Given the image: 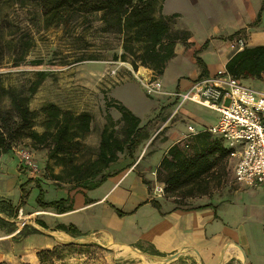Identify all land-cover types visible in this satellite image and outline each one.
<instances>
[{
    "label": "crops",
    "instance_id": "crops-1",
    "mask_svg": "<svg viewBox=\"0 0 264 264\" xmlns=\"http://www.w3.org/2000/svg\"><path fill=\"white\" fill-rule=\"evenodd\" d=\"M261 2L259 0L253 10L255 16L251 20L263 8L260 22L253 25L252 33L251 21H248L233 25L231 33L225 32L219 38L208 35L207 40L213 39H209L208 45L198 52L207 75L224 71L226 61L236 52L224 39L228 35L243 29L240 35L244 39V47L264 45V5ZM163 4L164 0L163 14H178L176 11L164 12ZM174 28L178 29L176 25ZM218 31L215 28L214 32ZM191 39L194 42L191 48L181 44L175 46V56L169 60L163 74L158 76L164 92H173L171 86H175L176 91H185L180 90L182 82L189 85L199 78L201 67L195 62L193 54L204 41L195 45L192 34ZM185 56L191 62L190 68H186L189 73L181 67ZM140 69L150 72L143 67ZM128 70H131L130 66ZM254 80H245L244 84L264 92L249 84ZM257 80L264 82V76ZM159 96L162 110L147 114L145 120L135 114L142 123L151 118L155 119V123L162 122L159 129L162 130L155 140L151 144H148L149 141L143 144L133 158L120 155L106 169V173L111 175L98 187L87 190L85 195H74L73 209L69 211L60 212L53 206L40 207L38 204L30 207L23 205L27 185H35L44 177L41 174L36 176L21 161L24 150L16 151L18 159L13 175L18 178L22 172L28 171V181L18 191L20 201L14 202L8 192L2 190L7 178L0 177V264H39L37 253L40 250L69 243L80 246L55 264H264V186L239 185L232 173L231 187L218 193L213 192L215 188L208 195L187 198L184 206L176 207L173 200L154 196L156 168L168 147L187 135V125H193L198 131L211 125L204 116L199 117L183 107L176 114L177 119L170 123L166 107L175 100L167 95ZM215 113L214 122L218 116ZM193 120H197L201 127H196L191 122ZM30 150L33 152H24L29 154L33 164L37 161L46 165L44 149ZM38 151H43V154ZM143 179L149 181L150 187ZM50 183L55 184L53 180ZM62 185L59 199L51 201L67 197V186ZM151 200L158 202L159 207L153 206ZM3 202H9L11 208ZM19 207H22L25 217L22 221L16 220ZM57 225H73L76 234L56 229ZM81 236L90 240H79ZM93 249L100 250L98 259L92 255Z\"/></svg>",
    "mask_w": 264,
    "mask_h": 264
},
{
    "label": "trees",
    "instance_id": "trees-1",
    "mask_svg": "<svg viewBox=\"0 0 264 264\" xmlns=\"http://www.w3.org/2000/svg\"><path fill=\"white\" fill-rule=\"evenodd\" d=\"M6 2L24 5L35 3L41 10L46 28L66 24L76 15L86 17L89 13H99L102 30L121 36L120 50L113 54V60L128 63L133 71L139 67L149 69L157 77L163 74L169 60L175 56L177 44L185 48L194 45L188 30L174 28L179 14L162 13L163 0H0V5ZM259 22L260 11L253 25ZM243 32L240 29L224 39L234 41L242 38L240 34ZM22 35L24 37L25 34ZM207 43L206 40L193 54L195 62L201 67L199 77L207 75L205 64L198 56V52ZM28 44L24 40L22 46ZM81 60L84 59L78 61ZM224 69L241 83L248 79H260L264 76V45L245 46L236 51L226 61ZM46 75L44 70L36 72V78L29 84L28 95L25 97L16 89L0 87V94L9 102L8 109L0 110V152L7 153L12 147L11 140L21 136L30 141L32 148L46 149L45 168H51L50 162L60 168L57 173L51 171V178L58 188L62 189V184L67 186V197L49 202L38 199V205L53 206L65 212L73 209L75 194L85 195L87 190L98 187L111 175L106 173V169L120 155L133 158V154L143 144L148 141L151 144L161 132L162 129H158L162 122L155 123V119L151 118L142 123L121 102L104 97L106 108L117 110L119 118L114 120L109 113L106 114L105 123L99 132L95 157L77 162L75 157L84 148L82 139L92 131V115L85 111L74 113L53 103L37 110L30 109L28 101ZM37 121L40 131L35 128ZM229 152L230 149L220 138L204 129L170 145L155 172V180L163 185V196L172 197L176 207H180L186 204L187 198L210 194L232 170ZM143 182L149 186V181L143 179ZM3 203L11 208L9 202ZM151 203L159 207L155 200H151ZM56 229L70 235L76 234L73 225H57ZM78 246L69 243L40 250L37 253L39 264L62 261L67 254L76 251Z\"/></svg>",
    "mask_w": 264,
    "mask_h": 264
},
{
    "label": "rangeland",
    "instance_id": "rangeland-1",
    "mask_svg": "<svg viewBox=\"0 0 264 264\" xmlns=\"http://www.w3.org/2000/svg\"><path fill=\"white\" fill-rule=\"evenodd\" d=\"M258 1L164 0L163 11L178 12L179 18L175 19L176 27L190 30L195 45H199L207 40L208 35L219 38L225 32L231 33L232 26L239 22L251 21L252 33L256 18L251 19L255 16L253 10ZM262 10L263 8L259 11ZM82 16L76 15L59 27L46 28L41 10L35 3L24 5L6 2L0 5V87L16 89L25 97L28 95L29 84L36 78V72L44 70L47 73L45 79L28 101L30 109L37 110L43 105L53 103L74 113L89 112L92 115V131L82 139L84 148L83 152L75 157L77 162L95 157L99 132L105 123L106 114L109 113L114 120L119 118L117 110L112 107L106 108L104 97L121 102L143 120L147 114L159 112L163 107L160 96H149L145 93L132 69L128 70L130 66L128 63L113 60V54L120 50L121 36L115 32L102 30L103 23L99 19V13L87 14L88 19ZM215 28L219 30L217 33L214 32ZM22 34H25L24 37ZM24 40L29 44L23 47ZM80 58L84 60L78 61ZM182 66L184 70L190 68L189 57L183 60ZM140 68L138 69L141 70ZM188 69L186 73H189ZM249 84L264 91L263 81L255 79ZM190 85L182 82L180 90H186ZM170 89L177 90L175 86H171ZM175 104L176 102L166 107V115H171L177 105ZM181 107L199 117L204 116L209 124L214 123L216 113L212 110L189 101ZM8 108V100L0 94V110ZM161 113L165 114L163 111ZM176 119L177 115L169 119V122ZM193 124L201 127L197 120ZM35 128L41 130L38 121ZM11 142L10 152H0V177L7 178L2 190L8 192L10 199L18 202L21 199L18 191H21L20 187L26 185L28 171L22 172L20 178L13 175L18 159L16 151L24 150L29 153L33 151L30 150L32 148L30 141L25 136ZM45 150L43 151L46 155ZM43 151L38 152L43 154ZM44 164L35 161L34 165L40 168L35 171L36 176L41 174V177L46 179L40 178L35 185H27L23 203L26 207L38 204V199L51 201L59 199L61 195V189L50 183L51 171L57 173L60 168L50 162L51 168L46 169L42 167ZM232 173V170L227 173L214 193L231 187ZM165 198L173 200L172 197ZM92 255L98 259L101 256L100 250L93 249Z\"/></svg>",
    "mask_w": 264,
    "mask_h": 264
},
{
    "label": "built area",
    "instance_id": "built-area-1",
    "mask_svg": "<svg viewBox=\"0 0 264 264\" xmlns=\"http://www.w3.org/2000/svg\"><path fill=\"white\" fill-rule=\"evenodd\" d=\"M244 44L243 38L230 42L235 51L241 50ZM131 71L147 95H167L175 100L177 105L168 120L188 101L217 112L216 121L204 130L220 138L230 149L234 181L246 187L264 186V92L241 83L225 70L197 78L185 91L173 92H164L159 77L151 71ZM186 129L187 135L198 132L191 124ZM21 161L31 172L37 170L27 152H21ZM153 194L162 197L163 185L156 182ZM23 219V209L19 207L16 220Z\"/></svg>",
    "mask_w": 264,
    "mask_h": 264
},
{
    "label": "water",
    "instance_id": "water-1",
    "mask_svg": "<svg viewBox=\"0 0 264 264\" xmlns=\"http://www.w3.org/2000/svg\"><path fill=\"white\" fill-rule=\"evenodd\" d=\"M78 239L79 240H83V241H89L90 240L89 238H86V237H83V236L79 237Z\"/></svg>",
    "mask_w": 264,
    "mask_h": 264
}]
</instances>
